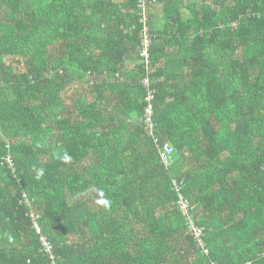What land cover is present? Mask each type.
I'll list each match as a JSON object with an SVG mask.
<instances>
[{
	"label": "trees",
	"instance_id": "trees-1",
	"mask_svg": "<svg viewBox=\"0 0 264 264\" xmlns=\"http://www.w3.org/2000/svg\"><path fill=\"white\" fill-rule=\"evenodd\" d=\"M0 264H264V0H0Z\"/></svg>",
	"mask_w": 264,
	"mask_h": 264
},
{
	"label": "built area",
	"instance_id": "built-area-1",
	"mask_svg": "<svg viewBox=\"0 0 264 264\" xmlns=\"http://www.w3.org/2000/svg\"><path fill=\"white\" fill-rule=\"evenodd\" d=\"M146 32V28H145V31ZM149 38L147 36V34L145 33L143 35V39H142V55H144L145 57L148 56V53H147V48H148V45H149ZM147 82V80H145V83ZM152 93L151 91H149V94L147 96V100L150 102V100L152 99ZM145 114H146V120L147 122L151 123V114H152V108H151V104L149 103L147 108H146V111H145ZM172 152V147L170 144L168 143H164L162 145V149H161V158L163 160L164 163H167L169 157H170V153ZM180 204H181V208L182 210L186 213L187 212V203L184 201V200H180ZM36 225V224H35ZM190 225L193 227L194 229V234L196 235L198 241L200 242V234H201V231L200 229H198L197 227L194 226L193 222H190ZM37 231H39V229L37 228ZM43 244L45 246L48 245V243L45 241L44 238L41 239ZM48 247V246H47ZM49 248V247H48Z\"/></svg>",
	"mask_w": 264,
	"mask_h": 264
}]
</instances>
